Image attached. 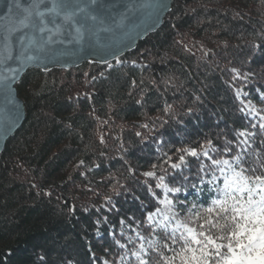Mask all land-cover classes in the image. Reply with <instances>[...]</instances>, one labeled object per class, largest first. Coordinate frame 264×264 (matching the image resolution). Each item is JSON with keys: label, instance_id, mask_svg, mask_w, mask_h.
Returning a JSON list of instances; mask_svg holds the SVG:
<instances>
[{"label": "trees", "instance_id": "16d2710c", "mask_svg": "<svg viewBox=\"0 0 264 264\" xmlns=\"http://www.w3.org/2000/svg\"><path fill=\"white\" fill-rule=\"evenodd\" d=\"M120 59L29 70L16 86L26 119L0 154V264H135L130 253L159 239L146 220L137 224L161 207L142 173L205 138L221 147V133L243 122L228 69L264 71V0H174L162 27ZM236 87L246 101L264 102L259 76ZM187 159L182 176L166 177L181 188L168 195L198 226L221 181L218 170L198 175V161Z\"/></svg>", "mask_w": 264, "mask_h": 264}, {"label": "snow or ice", "instance_id": "6c2138e0", "mask_svg": "<svg viewBox=\"0 0 264 264\" xmlns=\"http://www.w3.org/2000/svg\"><path fill=\"white\" fill-rule=\"evenodd\" d=\"M5 7L7 11L4 16H0V20L8 21L3 25L4 33L0 43V69H3L0 71V87L9 95L17 75L28 64L42 63L50 58L48 54L53 51V45H71L73 55L88 50L102 57H110L118 64L123 63L119 58L123 52L121 45H127L117 38L116 32L124 28L127 16L118 13L119 19H116L112 15L115 5L105 4L103 0H24V3L21 0H7ZM136 7L129 6V10ZM168 7L163 0L155 5L157 11ZM13 37L20 49L15 56ZM68 54L65 47L59 51L58 56ZM14 59L18 67L8 68V62ZM101 62L112 67L107 59L102 58ZM228 71L231 73L229 87L239 102L237 111L243 117V122L239 127L233 122L227 132L221 133V147H217L211 138H205L196 146L178 149V155L166 156L142 173L146 178V194L161 207L150 211L137 224L144 226L143 221L146 220L145 231L150 236L155 233L159 239L150 241L147 247L141 244L130 253L135 264H264V109H258L251 101L241 99L242 96L247 97V93L236 87L237 81L247 83L258 76L264 79V71H242L236 66ZM9 72L11 76L7 75ZM257 91L264 99V89ZM9 103H13L17 109L15 118L8 124L11 127L19 118V105L11 99ZM172 110V105H166L163 112L170 115ZM192 111V108L188 109L189 113ZM147 126L143 125L145 128ZM136 135L140 136L141 133L137 132ZM224 154L229 158H224ZM188 157L198 161V175L206 170L223 173V187L219 189V198L213 200L212 206L207 209L209 216L198 217L202 221L198 226L177 223L169 230L168 221L174 219V215H165L164 222L157 221L155 217L161 213L162 208L172 212L175 205L168 194L178 193L181 188L170 186L174 185V179L166 182V177L170 172L182 176L183 169L190 166ZM204 161L210 163L206 165ZM83 163L80 162L81 165ZM129 171L132 169L129 168ZM183 179L187 180L188 177L183 176ZM133 199L140 200V197L133 196ZM106 203H111L110 197L106 198ZM140 206H145L143 200H140ZM120 223L124 224L125 220L122 219ZM157 229L160 231L157 232ZM137 237L146 239L140 233H137ZM115 243L121 249L126 248L119 241ZM129 243L132 241L129 240ZM165 251L172 252V255H165ZM126 258L127 255L119 257L121 261Z\"/></svg>", "mask_w": 264, "mask_h": 264}, {"label": "water", "instance_id": "95a60500", "mask_svg": "<svg viewBox=\"0 0 264 264\" xmlns=\"http://www.w3.org/2000/svg\"><path fill=\"white\" fill-rule=\"evenodd\" d=\"M174 0H163L169 7L165 10L157 11L155 5L160 3V0H103L105 4L115 5L112 9V15L119 19L118 13H124L127 19L124 21V28L116 32L118 39H122L127 47L123 48V52L119 58L124 55L133 52L137 45L144 41L149 35L156 33L163 25L164 19L170 12ZM24 3V0H21ZM7 0H0V16H4L7 11L5 5ZM145 5L140 8L139 5ZM135 5L136 8L129 10V6ZM14 19V18H13ZM8 23L6 20H0V43H2V36L4 33L3 25ZM19 34V33H18ZM17 34V35H18ZM103 35V34H102ZM13 56L19 52V46L15 44V37H13ZM67 48L69 54L65 56H58L59 51ZM73 46L71 45H53V51L48 55L50 58L45 59L42 63H30L23 71H21L16 80L11 85V95L3 88L0 87V154L4 151L6 143L12 138L16 132L22 127L26 119V109L24 106V100L18 97L16 86L21 82L23 76L29 70H38L41 73H48L52 70L69 71L79 68L84 64L90 65H107L102 61L107 59L108 63L115 62L110 57L97 54L92 51H81L78 54H71ZM32 54V53H30ZM56 57V58H52ZM8 68L18 67V62L14 60L9 61ZM3 71V69H0ZM7 75L11 76L9 72ZM14 101L19 105V118L15 120V123L9 127L8 124L16 116L17 109L14 108L13 103H9V100Z\"/></svg>", "mask_w": 264, "mask_h": 264}, {"label": "rangeland", "instance_id": "374dc122", "mask_svg": "<svg viewBox=\"0 0 264 264\" xmlns=\"http://www.w3.org/2000/svg\"><path fill=\"white\" fill-rule=\"evenodd\" d=\"M241 99H243V96L241 97ZM247 101H249V100H247ZM251 103H252V105H254L258 109H264V102L262 103V105H258V104L254 103V102H251ZM223 177H224V174L219 172V178H220V181H221V185L218 188L217 195H216L215 199H218L219 196H220L219 189L223 187ZM165 215H169V216H173L174 215V217H175L174 219H171V220L168 221L170 229L173 226H175L177 223L186 224L185 223L186 221H188V222L192 221V214L190 212H185V214H182V213H178L174 208L172 209V212H170V213L166 209L162 208L161 213L158 216H156L155 219L157 221L164 222L163 221V217ZM104 264H106V263H104Z\"/></svg>", "mask_w": 264, "mask_h": 264}]
</instances>
